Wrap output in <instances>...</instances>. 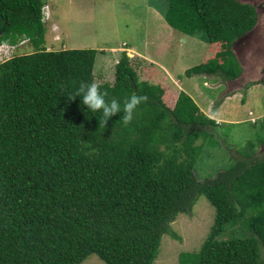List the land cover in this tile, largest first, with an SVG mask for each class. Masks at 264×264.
<instances>
[{
    "label": "trees",
    "instance_id": "1",
    "mask_svg": "<svg viewBox=\"0 0 264 264\" xmlns=\"http://www.w3.org/2000/svg\"><path fill=\"white\" fill-rule=\"evenodd\" d=\"M166 1L159 11L173 30L211 48V59L185 75H231L235 43L258 22L255 8L237 0ZM47 3L0 0V40H26L33 49L0 61V264H83L92 255L106 264H155L163 237L181 241L174 223L202 196L216 211L214 224L186 264H264V160H231L201 180L203 150L222 147L216 134L229 143L232 124L220 133L203 129L220 126L159 66L138 73L126 51L114 84L101 91L121 104L134 93L149 100L130 125L119 113L100 127L101 112L71 101L81 81L95 79L99 52L48 50ZM228 224L246 232L221 239Z\"/></svg>",
    "mask_w": 264,
    "mask_h": 264
},
{
    "label": "rangeland",
    "instance_id": "2",
    "mask_svg": "<svg viewBox=\"0 0 264 264\" xmlns=\"http://www.w3.org/2000/svg\"><path fill=\"white\" fill-rule=\"evenodd\" d=\"M251 1L258 4L262 0ZM47 4L49 14L52 16L46 23L48 50L104 48L108 52L110 48H119L123 45H128L127 47L133 48L137 53L150 49V52L146 53L151 54L152 58H158L157 62L165 63V66L170 68L175 81L180 82L183 88H187L200 110L206 116L215 119L220 126L218 128L207 126L202 127L203 129L220 133V129L226 131V128L230 126L227 124H232L231 131L228 133V140L232 145L227 140L219 138L218 134H214L222 147L219 150L215 148L203 150L205 164L197 169L201 180L215 177L219 172L227 170L237 159L264 160V145L261 143L264 141V133L260 129L264 124V79L258 81L261 78L258 73L263 67L260 66L264 64V60L258 55L260 53L264 55V15L259 17L258 29L252 31V34L249 33V37L243 41L242 45L234 47L239 60L245 63L246 81L238 78L234 80L235 82H226L228 76L237 75L238 71H241V75L243 72L241 64L234 58L226 67V70L230 69L231 75L227 72L225 77L217 74L199 77L196 80L199 93L196 94L193 93L195 86H192L193 77L187 79L185 76L184 80L179 81V76L188 69L201 65L209 56L210 46L202 38H193L184 34L183 36L175 32L172 48L167 51H170L169 55L163 52L165 54L163 60L155 56L154 52H159L156 45L164 43L156 36L164 37L163 27L170 26L164 13L159 11L161 7L166 9V0H48ZM53 25L57 28L55 29ZM52 28L57 31L59 40L54 39V33L51 35ZM183 39H187L186 42ZM31 52H33L31 44L25 41L18 44L15 55L12 56ZM123 52L116 54L115 58V54L111 53L109 56L96 57L94 76L97 82L101 85L114 84L115 67ZM126 54L138 73L141 68L149 66L150 61L143 60V63L134 52L132 54L127 51ZM233 78L235 77L229 80ZM143 80H146V77L141 74L140 81ZM198 94L199 99L195 97ZM173 104L168 102L169 106ZM203 140L204 138L200 137L195 144L200 145ZM222 150L225 151L226 157L222 154ZM198 165L200 162L197 163ZM215 214L214 207L205 196L199 199L191 215L180 214L174 223V229L180 235L181 241L164 236L155 264H181L180 257L183 255V261L186 264L187 258L184 259L186 255L198 254L201 250L214 224ZM226 230L221 239L241 237L246 232V228L243 229L241 225L233 227L228 224ZM260 250L264 259V247ZM83 264L106 263L98 256L92 255Z\"/></svg>",
    "mask_w": 264,
    "mask_h": 264
},
{
    "label": "clouds",
    "instance_id": "3",
    "mask_svg": "<svg viewBox=\"0 0 264 264\" xmlns=\"http://www.w3.org/2000/svg\"><path fill=\"white\" fill-rule=\"evenodd\" d=\"M45 7H48L49 10V5ZM56 39L59 40L60 37L58 36ZM25 41L26 40L21 41L18 44L24 43ZM18 44L13 45L7 39L0 40V49L13 47L12 52L9 55V59H11L13 57L12 55H15V50ZM101 87V83L97 82L95 79L91 81H81L71 96V101L79 97L82 100V104L88 110H91L93 113H102V118L99 120L100 127H105L107 122L119 113H123L119 122H122L124 126L130 125L139 107L146 104L149 100V97L146 95H138L134 93L130 97H126L121 104V102L115 98L107 100L106 97L108 96V93L106 90L101 91Z\"/></svg>",
    "mask_w": 264,
    "mask_h": 264
},
{
    "label": "crops",
    "instance_id": "4",
    "mask_svg": "<svg viewBox=\"0 0 264 264\" xmlns=\"http://www.w3.org/2000/svg\"><path fill=\"white\" fill-rule=\"evenodd\" d=\"M48 5V4H47ZM151 7V6H150ZM51 18H52V16H51ZM258 24H256V26H257ZM54 26V28L56 29L57 28V26L56 25H53ZM54 28H52L51 29V35H53V33L55 34V36H54V39H56L57 37H58V34H56L57 33V31L54 29ZM163 29L165 30V32H164V37H162V38H159V37H157L156 36V38L157 39H159V40H161L162 39V42H164L163 43V45H156V48L158 49V51L159 52H154V54H155V56H158L159 57V60H163V58H164V56H165V54H163V52H167L168 50H170L171 48H172V44L174 43V35H175V30H173L170 26H165V27H163ZM179 33V32H178ZM181 34V33H180ZM181 35H183V34H181ZM180 36V35H179ZM184 36V35H183ZM186 36V35H185ZM190 37V36H189ZM179 38H182V37H179ZM194 38V37H193ZM186 40L187 39H183V41L184 42H186ZM128 45H123L122 47H119V48H110V50L107 52L106 50H104V48H97L96 50L99 52L98 53V55H106V56H109V53H111V54H115L114 55V58L117 56L116 54H121V53H119V52H123V51H132V52H134L135 54H136V56L137 57H139V58H141L140 60H142V62H143V60H145V61H147V62H149V66H152V65H157V66H159L160 68H161V70H163L164 72H166V74L168 75V77L171 79V81L177 86V88L179 89V90H181V91H183V92H185V93H187V94H189L190 96H191V94L187 91V88H183L182 86H181V83L179 82H176L175 81V79L173 78V76H172V74H171V72H170V68L169 67H166L165 66V63H162V62H157L156 60H158V58H152L151 57V54H147L146 52L148 51V52H150V49H146L147 51L145 52H143V53H137L133 48H129L128 47V49H126L125 47H127ZM65 49V48H64ZM162 49V50H161ZM211 48L209 47V50H208V54H209V56L205 59V61L204 62H207L209 59H211V57H212V53H211V50H210ZM234 50V49H233ZM170 52V51H169ZM169 52H167V56L169 55ZM234 53H235V51H234ZM108 54V55H107ZM97 55V56H98ZM235 55H236V53H235ZM236 57H237V59H238V56L236 55ZM97 60V59H96ZM156 62H155V61ZM239 60V59H238ZM154 61V62H153ZM203 62V63H204ZM144 63V62H143ZM186 73V72H185ZM185 73L183 74V75H180L179 76V81H182V80H184V78L182 77V76H186L185 75ZM217 75H221L220 73L219 74H217ZM205 75H203V77H204ZM211 76H213V75H211ZM259 76V75H258ZM193 77V78H192ZM199 77H201V75H193V76H191V77H187L186 76V78L187 79H190V78H192V82H194L193 84H192V86L193 85H195L194 87H193V93H196L197 94V92H198V88H197V85H198V82L196 81ZM238 78H241L243 81H246V78H247V75H246V72H245V69H244V67H243V72H242V74L240 75V76H238V77H235V78H233L232 80H229V79H227L226 80V82H235L234 80H237ZM259 78V77H258ZM180 79H182V80H180ZM249 80H253V79H249ZM199 81V80H198ZM248 81V80H247ZM205 84H208V83H205ZM195 88L197 89L196 91H195ZM241 93L243 92V91H241V90H239ZM199 93V92H198ZM202 94V93H201ZM196 98H198L199 99V94L197 95V96H195ZM212 98V97H211ZM214 99V98H213ZM237 122V121H236Z\"/></svg>",
    "mask_w": 264,
    "mask_h": 264
},
{
    "label": "flooded vegetation",
    "instance_id": "5",
    "mask_svg": "<svg viewBox=\"0 0 264 264\" xmlns=\"http://www.w3.org/2000/svg\"><path fill=\"white\" fill-rule=\"evenodd\" d=\"M237 1L240 2V3H242V4L250 5V6H252V7L255 8V10H256V12H257V14H258V22H257V24H258V23H259V17L262 16V15H264V0H262V1H261L260 3H258V4L252 3L251 0H237ZM258 26H259V25H257V26L253 29V31H254V30L256 31V30L258 29ZM251 32H252V31H251ZM250 34H252V33H250ZM250 34H249V35H250ZM249 35L243 37V39L237 43V46L242 45V43H244L243 41H246V39L249 37ZM258 55H259V57H261V58L264 60V55H263V53H260V54H258ZM238 59H239V58H238ZM241 60H242V59H241ZM238 61H239V63L241 64L242 68L245 67V66H244V65H245L244 62L242 63L240 60H238ZM242 61H243V60H242ZM262 66H263V67H262ZM260 67H262V69H261V70L259 71V73H258V75L261 76L260 80H258L259 82H260L262 79H264V64H262ZM244 69H245V68H244Z\"/></svg>",
    "mask_w": 264,
    "mask_h": 264
},
{
    "label": "built area",
    "instance_id": "6",
    "mask_svg": "<svg viewBox=\"0 0 264 264\" xmlns=\"http://www.w3.org/2000/svg\"><path fill=\"white\" fill-rule=\"evenodd\" d=\"M44 16L46 18L49 17L48 7L44 8ZM12 49H13V47L0 49V61L1 62H5V61H7L9 59V55L11 54Z\"/></svg>",
    "mask_w": 264,
    "mask_h": 264
},
{
    "label": "water",
    "instance_id": "7",
    "mask_svg": "<svg viewBox=\"0 0 264 264\" xmlns=\"http://www.w3.org/2000/svg\"><path fill=\"white\" fill-rule=\"evenodd\" d=\"M237 43H238V42H236L235 45H237ZM235 45H234V47H235ZM233 49H234V48H233Z\"/></svg>",
    "mask_w": 264,
    "mask_h": 264
},
{
    "label": "bare ground",
    "instance_id": "8",
    "mask_svg": "<svg viewBox=\"0 0 264 264\" xmlns=\"http://www.w3.org/2000/svg\"><path fill=\"white\" fill-rule=\"evenodd\" d=\"M130 52H132V51H130Z\"/></svg>",
    "mask_w": 264,
    "mask_h": 264
}]
</instances>
